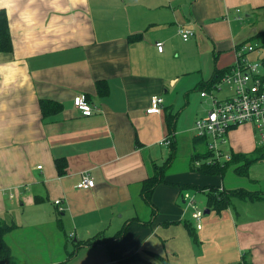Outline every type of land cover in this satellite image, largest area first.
<instances>
[{"label": "crops", "instance_id": "1", "mask_svg": "<svg viewBox=\"0 0 264 264\" xmlns=\"http://www.w3.org/2000/svg\"><path fill=\"white\" fill-rule=\"evenodd\" d=\"M0 9L13 44L0 50V216L15 224L8 264H107L132 253L151 262L142 251L161 258V247L144 249L157 246V237L171 241L162 252L187 264H238L244 257L264 264L263 199L234 196L218 212L208 207V189L194 190L209 210L197 229L182 195L193 190L182 189L187 185L264 194L263 160L247 174L239 171L245 162L231 165L229 179L191 169L193 153L206 146L196 119L213 98L232 93L224 78L209 86L215 72L233 68L242 45L264 47V36L255 39L264 32V0H0ZM182 28L193 35L185 40ZM258 48L243 56L262 62L264 80ZM78 92L92 103V115L76 108ZM155 96L164 98L162 111L148 113ZM42 99L62 109L44 116ZM171 132L174 149L160 143ZM259 140L245 123L229 130L222 149L256 158ZM173 151L166 182L152 194L153 215L143 181ZM179 152L184 165L174 171ZM84 172L94 187L78 186ZM129 221L118 241L82 243L114 238Z\"/></svg>", "mask_w": 264, "mask_h": 264}, {"label": "built area", "instance_id": "2", "mask_svg": "<svg viewBox=\"0 0 264 264\" xmlns=\"http://www.w3.org/2000/svg\"><path fill=\"white\" fill-rule=\"evenodd\" d=\"M179 32L185 40L193 35V31L190 29L182 28ZM157 46L160 51L164 48L162 42H157ZM257 48V44L242 45L238 63L224 77L226 83L231 86V95L224 100L213 98V104L206 115L199 116L196 119L195 130L197 135L208 137V148L212 155L194 160L195 166L199 167L203 164L215 165L230 161L232 155L222 149V144L226 142V135L229 130L245 123H251L256 127L260 139L259 144L264 148V80L260 75L262 62L259 60L250 61L243 56L244 53L251 52ZM202 95L205 96L207 94L202 92ZM163 103V97L155 96L147 112L160 113ZM74 104L84 116H90L94 113L92 103L82 92H78L75 95ZM160 143L169 146L171 136H166ZM262 160L264 161V157ZM38 167L41 168V166ZM95 185L96 182L91 174L84 172L78 186L92 188ZM183 198L185 208L190 213L196 228L201 229L205 211L198 205L196 193L186 191L183 194ZM60 202L61 199L56 200V204Z\"/></svg>", "mask_w": 264, "mask_h": 264}, {"label": "trees", "instance_id": "3", "mask_svg": "<svg viewBox=\"0 0 264 264\" xmlns=\"http://www.w3.org/2000/svg\"><path fill=\"white\" fill-rule=\"evenodd\" d=\"M263 37L264 32L258 34L255 39H258V37ZM0 50L4 52H10L13 50V44H12V37L10 33V27H9V21H8V16L5 11V9H0ZM233 68H227L225 70L219 71L217 70L215 72L214 77L211 79L209 86L214 87L215 84H217L219 81L222 80V78L225 77L226 74L231 72ZM101 82V81H99ZM98 82V83H99ZM41 109L42 113L44 116L52 115L56 112H58L60 109H62V104L59 102L53 101V100H44L42 99L41 102ZM171 136V143L169 146H172V149H174V142H172V137L174 136L171 132L169 134ZM198 136V135H197ZM199 141L205 143V149L203 151H195L193 153V156L191 158V169L193 171H198L203 174H209V175H224L226 170L233 164L238 163V162H245L244 166L239 169L240 173H245L247 174V167H249L250 164H252L255 161L262 160L264 157V148L260 156H257L256 158H250L245 154H234L232 156V159L230 161H226L224 163H217L215 165H206L203 164L202 166H195L194 160L196 159H201L204 157H208L212 155V152L208 148V141L205 136H198ZM175 156V151L172 152L169 160H167L166 163L155 166L154 173L150 175L148 178H146L143 181V196L144 198L150 203L151 207L154 209V214L156 212V207L152 203V194L154 190L156 189L157 185L161 183L166 182V174L167 171L171 165V160ZM60 166V165H59ZM193 189L195 191H200L203 190L205 191L206 189L209 190L207 193V198H208V207H213L216 209V211L221 212L223 209L227 208L228 206L231 205L232 199L234 196H246L252 199H263L264 200V194L260 193L258 194L257 192H249L246 190H241V189H235V190H220L218 186H208V187H198V186H192V185H187L183 186L182 189ZM184 192H182V195ZM151 222V221H149ZM131 223L129 221L126 223L123 228L117 232L116 236L114 238H110L108 240L106 239H101V240H92L91 238L84 240L82 243L83 245H94L100 243H104L109 245L110 243L114 241L120 240L124 235H126L128 231V224ZM15 227V224L8 223L4 218L0 216V264H8L10 256L12 254V248L10 244L8 243L7 240V235L10 231L13 230ZM191 227V226H190ZM190 232L194 236V240L197 241V236L195 232L190 228ZM99 241V242H98ZM122 263L125 264H131L133 262H139V264H152L148 260H144L141 258L139 253H132L129 256H126L121 260ZM165 264H169L166 260H164ZM238 264H250L245 257L243 260L238 263Z\"/></svg>", "mask_w": 264, "mask_h": 264}, {"label": "rangeland", "instance_id": "4", "mask_svg": "<svg viewBox=\"0 0 264 264\" xmlns=\"http://www.w3.org/2000/svg\"><path fill=\"white\" fill-rule=\"evenodd\" d=\"M246 21H247V19H246ZM252 22H253V20H252ZM252 22H250V21H247V26H246V29L247 30H252L253 28H251V25H252ZM253 24H256V25H259L260 26V22H254ZM253 44H254V42H253ZM258 50H260V51H264V47H260V48H258ZM206 115V114H205ZM202 116H204V115H202ZM166 150H169V149H166ZM180 152L179 153H177V157H176V159H175V161H174V163H173V168H172V170H174V171H177L178 169H180L181 167H182V165H184L183 163H182V161H181V159H178V157L180 156ZM188 163V162H187ZM185 168H187L188 167V165L186 166H184ZM233 168H230L227 172H226V174H227V177H228V179L229 178H232V177H234V173H233ZM191 191H193L194 192V190H191ZM196 193V192H195ZM196 195L198 196L197 197V199H198V202L200 201L199 199H201L202 198V196L204 197L205 195L203 194V193H196ZM199 204H200V207H201V209L204 211L205 209H206V203H205V201H203V204H202V202L200 203L199 202ZM208 214L207 213H204V216L203 217H205V216H207ZM169 241V240H168ZM166 241L165 243H164V245H171V241ZM193 241H194V239H193ZM154 244L155 243H157V246H156V244L155 245H152V244H148V246L147 247H145L144 249L145 250H147V249H158V247H161V249H160V251H159V253H161V255H160V257L161 258H159V257H147V256H149V255H146V252L145 251H142V254H144V255H142L143 257H146V258H148V259H150L151 260V262H152V264H165L164 263V260H168L169 261V263L170 264H176V263H179V264H187V260L184 258V257H179L178 258V256H173L171 253H168V254H166V252H162L163 251V247H164V245L163 244H160V239H159V237H157L156 239H155V241H152ZM158 243H159V245L160 246H158ZM167 243V244H166ZM169 243V244H168ZM53 245V244H52ZM150 245V246H149ZM152 247V248H151ZM163 259V260H162ZM107 264H125V263H121V262H119V261H115V262H113V263H107ZM131 264H139V262H133V263H131Z\"/></svg>", "mask_w": 264, "mask_h": 264}, {"label": "water", "instance_id": "5", "mask_svg": "<svg viewBox=\"0 0 264 264\" xmlns=\"http://www.w3.org/2000/svg\"><path fill=\"white\" fill-rule=\"evenodd\" d=\"M209 210H205V213H207Z\"/></svg>", "mask_w": 264, "mask_h": 264}]
</instances>
